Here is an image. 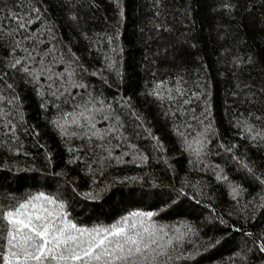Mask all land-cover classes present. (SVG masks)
Here are the masks:
<instances>
[{"label": "trees", "instance_id": "trees-1", "mask_svg": "<svg viewBox=\"0 0 264 264\" xmlns=\"http://www.w3.org/2000/svg\"><path fill=\"white\" fill-rule=\"evenodd\" d=\"M232 2L237 7L230 18L217 8L219 0H163V15L154 18L152 0H121L125 13L121 23L112 0H85L76 27L61 0H45L47 15L59 27L58 35L71 43L86 67L103 71L107 77V83L98 76H88L87 82L96 94L120 109L131 143L147 159H136L130 154L123 158L130 162L113 160L103 174H94L88 167L92 163L88 157L69 151L80 141L62 139L49 123L54 110L42 109L41 100L31 87L18 82L26 121L19 132L23 147L19 154L0 149V200L28 193L58 194L70 217L87 227L112 224L133 210L157 212L154 219L160 224L186 223L192 228L184 250L192 253L194 259L178 264H231L230 258L247 239L234 227L257 235L264 231V210L257 211L251 204L244 207L254 197L260 202L261 186L240 168L232 154L220 147L221 143L237 145L234 153L264 173V142H249L233 126L241 113H264V95H234L238 90L233 72L237 70L225 51L253 55L256 62L244 68L241 79L251 82L254 90L264 85V0ZM157 20L172 31L157 33L153 27ZM117 27L122 78L103 69L101 49L106 52L111 46L106 41L99 46L92 44L81 32L83 29L95 37L115 34ZM178 72L190 78L192 91H198L194 85L201 83L210 93L191 105L199 114L204 100H208L214 128L207 154L195 164L190 163L196 158L184 151L172 118L166 117L159 103L146 94L152 86L153 73L159 79ZM121 100L129 101L131 107H122L117 103ZM133 111L144 118L143 127L131 115ZM249 122L258 123L254 117ZM146 127L159 138L161 150L154 146ZM75 156L80 159L71 162ZM99 167L92 165L94 169ZM217 173L227 176L228 181H218ZM229 182L246 190L238 201L232 198ZM153 183L159 187L154 188ZM92 190L99 193L95 200L81 195ZM253 215L254 220L250 218ZM218 239L221 242L216 244ZM209 241L215 246L211 247ZM248 264H264V255L254 250L249 253Z\"/></svg>", "mask_w": 264, "mask_h": 264}, {"label": "snow or ice", "instance_id": "snow-or-ice-1", "mask_svg": "<svg viewBox=\"0 0 264 264\" xmlns=\"http://www.w3.org/2000/svg\"><path fill=\"white\" fill-rule=\"evenodd\" d=\"M84 2L61 0L62 7L68 11V18L75 22L76 27H79V10L84 7ZM112 2L122 23L125 13L121 0ZM152 3L155 8L153 17L162 16L163 0H152ZM236 7L232 0H219L217 5L230 18ZM47 12L45 0H0V53H3L0 57V149L7 148L9 152L19 154L23 147L19 132L26 121L23 97L17 87L18 82H22L40 98L42 109L54 110V118L49 123L61 138L80 141L79 146L70 147L69 151L88 157L92 161L88 167L94 174L97 171L103 174L113 160L130 162L123 159L130 154L136 159L146 160L131 143L120 109L89 87L88 76H98L107 83L103 71H91L85 66L71 43L58 35L59 27ZM153 27L157 33L172 31L171 27L158 20ZM81 32L92 44L99 46L106 41L111 46L106 52L101 49L103 69L122 78L119 27L115 34H97L95 37L83 29ZM225 51L237 70L233 72L238 90L234 95L245 98L254 97L257 92L264 95V85L254 90L251 82L241 79L244 68L255 64V57ZM163 52L166 54L167 49ZM157 75L153 73V83L146 94L159 103L166 117L172 118L184 151L196 158L190 163L201 162L214 132L211 105L204 100V109L199 114L191 105L210 93L201 83L194 85L198 91H192L190 78L186 79L181 72L170 78L157 79ZM248 102L251 103V99ZM117 103L131 107L127 100ZM131 115L141 122L139 126H144L140 113L133 111ZM253 117L258 123L249 122ZM233 126L249 142L257 145L264 142V113L259 116L253 111L241 113ZM145 131L155 142L154 146L161 150L163 146L151 128L146 127ZM220 147L232 154L240 168L261 186L260 202L257 203L254 197L244 207L251 204L257 211L264 210V173L234 153L237 145L221 143ZM76 159L80 157L75 156L71 162ZM93 164L100 167L94 169ZM216 179L228 181L227 176L222 177L219 173ZM229 185L233 200L238 201L246 190L230 182ZM152 186L159 187L156 183ZM81 195L95 200L99 193L92 190ZM158 215L153 211L133 210L112 224L87 227L70 217L66 203L58 194L38 192L23 197L11 196L7 201L0 200V264H178L181 260L194 259L192 253L184 250L187 238L192 234L191 226L186 223L180 226L160 224L154 219ZM250 218L254 220L256 217ZM233 230L247 239L230 258L231 264L237 261L248 264L249 253L254 250L264 255V231L257 235L240 227ZM220 242L218 239L215 243ZM209 245L215 246L210 241Z\"/></svg>", "mask_w": 264, "mask_h": 264}]
</instances>
